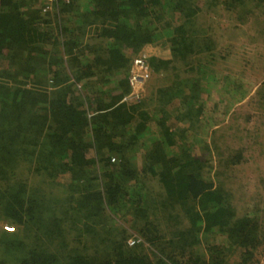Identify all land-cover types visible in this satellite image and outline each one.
<instances>
[{"label":"trees","instance_id":"1","mask_svg":"<svg viewBox=\"0 0 264 264\" xmlns=\"http://www.w3.org/2000/svg\"><path fill=\"white\" fill-rule=\"evenodd\" d=\"M214 11L264 42V0H0V264L250 260L264 224L222 188L241 149L213 178L200 156ZM141 58L159 84L124 101Z\"/></svg>","mask_w":264,"mask_h":264},{"label":"rangeland","instance_id":"2","mask_svg":"<svg viewBox=\"0 0 264 264\" xmlns=\"http://www.w3.org/2000/svg\"><path fill=\"white\" fill-rule=\"evenodd\" d=\"M209 5L210 7H206L208 10L215 7L211 3ZM210 13L212 22L207 20L205 23L213 31V33H209L210 36L212 35L213 43L209 42L208 44L221 49L225 48L224 54L228 56L225 61L213 63L214 65L212 64L209 71L210 74L205 77L202 75V85L206 92L204 97L207 99L206 105L212 101L211 105L215 103L218 106L211 111L204 112V125H206L207 131L200 133L207 134V136H202V139L209 148L201 150L198 145L195 149L196 152L201 150L200 156L208 161L211 178L215 177V174H223L222 171H226L230 166V157L235 155L238 149H241L240 164L227 169V174H224L227 178L224 179L222 188L229 192L228 194L235 200H231V202L233 201L237 206L238 216L244 217L243 215L249 214L256 206L257 209H254L250 218L256 220L262 217L263 219L264 105L259 103V99L264 92L262 89L264 84V42L262 39L251 36L256 27H259L256 24L241 29L224 12ZM250 30L253 31L249 32ZM260 35L264 36V33ZM167 53V50L152 47V51L148 53L147 57L153 54L155 57H159V55L162 57ZM194 76L196 77V74ZM157 82V79L150 75L140 90L127 101L133 102L139 98L148 97L151 89L159 84ZM211 135L217 141L218 151H215L213 143L210 142ZM197 142L203 145V142ZM149 189L156 195L161 190L155 181L149 184ZM161 226L163 227L164 223ZM3 229L11 232L5 227Z\"/></svg>","mask_w":264,"mask_h":264},{"label":"built area","instance_id":"3","mask_svg":"<svg viewBox=\"0 0 264 264\" xmlns=\"http://www.w3.org/2000/svg\"><path fill=\"white\" fill-rule=\"evenodd\" d=\"M55 0H46L47 3H52ZM51 6V5H50ZM50 6H46L45 10L49 9ZM150 76V67L145 62V59H137L134 63V67L130 72L129 76V86H130V94L124 98V101H127L131 98L135 93L140 90L142 84L149 78ZM7 230H10L6 228ZM129 245L133 244V241L130 240L128 242Z\"/></svg>","mask_w":264,"mask_h":264},{"label":"crops","instance_id":"4","mask_svg":"<svg viewBox=\"0 0 264 264\" xmlns=\"http://www.w3.org/2000/svg\"><path fill=\"white\" fill-rule=\"evenodd\" d=\"M263 219L262 217L257 218L258 223L260 225H262ZM258 239L260 240L258 249L252 251L253 255L250 256L251 257L250 260H247L245 264H264V229L262 230L260 228V231L258 233ZM229 264H242V263L240 262L239 257L235 256V258L233 259L230 258Z\"/></svg>","mask_w":264,"mask_h":264}]
</instances>
